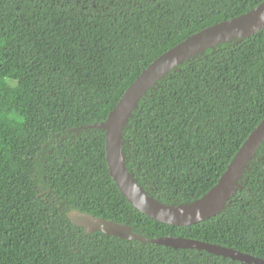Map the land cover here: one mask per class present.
I'll return each instance as SVG.
<instances>
[{"label": "trees", "instance_id": "1", "mask_svg": "<svg viewBox=\"0 0 264 264\" xmlns=\"http://www.w3.org/2000/svg\"><path fill=\"white\" fill-rule=\"evenodd\" d=\"M264 0H0V264H242L86 234L72 210L147 239L183 237L264 259V141L226 208L190 226L138 211L110 174L106 122L161 55ZM264 120V29L186 60L123 134L137 184L169 205L209 193Z\"/></svg>", "mask_w": 264, "mask_h": 264}, {"label": "water", "instance_id": "2", "mask_svg": "<svg viewBox=\"0 0 264 264\" xmlns=\"http://www.w3.org/2000/svg\"><path fill=\"white\" fill-rule=\"evenodd\" d=\"M263 29L264 2L238 18L216 24L187 38L157 58L126 91L106 122L98 125L106 131V152L110 174L128 201L144 215L170 225L190 226L220 214L232 198L253 155L264 141V120L243 144L226 173L209 193L192 203L169 206L150 197L128 170L123 153V134L132 112L148 91L186 60L221 42L237 37H250ZM68 217L75 225L82 227L86 234L102 232L107 236L123 240L149 242L175 250L206 251L240 261L242 264H264L262 258L194 239L172 236L147 239L135 233L129 225L98 218L79 210L70 211Z\"/></svg>", "mask_w": 264, "mask_h": 264}]
</instances>
